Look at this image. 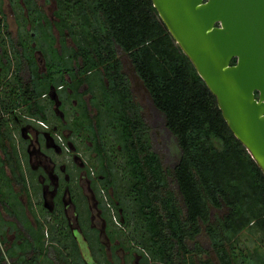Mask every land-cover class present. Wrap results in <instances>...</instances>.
Returning a JSON list of instances; mask_svg holds the SVG:
<instances>
[{
  "label": "trees",
  "instance_id": "trees-1",
  "mask_svg": "<svg viewBox=\"0 0 264 264\" xmlns=\"http://www.w3.org/2000/svg\"><path fill=\"white\" fill-rule=\"evenodd\" d=\"M51 1L52 24L37 0H22L15 39L0 13V68L11 74L9 82L0 81V179L6 178L4 165L14 181L20 171L18 155L3 140V115L24 106L21 114L45 120L37 96L54 80L44 78L36 87L39 52L49 75L65 64L63 72L76 79L71 88L87 84L92 90L94 83L80 77L89 72L106 81L97 135L103 131L112 140L97 138L94 148L104 184L121 204L127 236L147 262L264 264V177L151 1ZM37 31L44 46H37ZM127 67L147 93L146 104L135 100Z\"/></svg>",
  "mask_w": 264,
  "mask_h": 264
},
{
  "label": "flooded vegetation",
  "instance_id": "flooded-vegetation-1",
  "mask_svg": "<svg viewBox=\"0 0 264 264\" xmlns=\"http://www.w3.org/2000/svg\"><path fill=\"white\" fill-rule=\"evenodd\" d=\"M40 57L44 70H39L38 65L36 87L37 82L44 78L51 82V76L54 80L43 96H37L38 103L44 107L45 120L22 116L20 109L24 106L3 115L7 120L3 140L9 152L18 155L16 165L19 164L20 171H16L14 181L4 165L2 171L6 180L0 179V189L5 195L8 184V193L12 194L11 190L18 189L17 202L23 204L27 198L32 211L36 215L42 214L39 219L44 226L47 246L62 248L63 239L60 236L68 234L83 263L84 252L88 253L93 264H98L96 252H103L106 264H112L115 260L120 264H138V247L127 236L121 204L114 198L112 189L106 188L104 184L106 176L103 174V163L94 148L95 140L102 138L105 143L104 138L108 134L101 131V135H97L99 120H96L98 113L104 112L100 85L106 87V81L101 80L97 72H89L80 77L96 84L92 90L87 84L79 85L78 88L76 84L75 88H71L70 84L75 83L76 79L72 81L70 75L63 72L65 64L59 65L61 68L49 75L41 54ZM64 60L71 67L74 65L70 55L64 56ZM61 62L64 63L57 60V63ZM10 79L9 73L4 75L3 82H9ZM16 134L18 145L14 142ZM107 139L112 140L109 134ZM9 202L6 198L5 203ZM49 227L53 228L52 235ZM52 239L58 243L51 242Z\"/></svg>",
  "mask_w": 264,
  "mask_h": 264
},
{
  "label": "water",
  "instance_id": "water-1",
  "mask_svg": "<svg viewBox=\"0 0 264 264\" xmlns=\"http://www.w3.org/2000/svg\"><path fill=\"white\" fill-rule=\"evenodd\" d=\"M150 1L264 177V0Z\"/></svg>",
  "mask_w": 264,
  "mask_h": 264
},
{
  "label": "crops",
  "instance_id": "crops-1",
  "mask_svg": "<svg viewBox=\"0 0 264 264\" xmlns=\"http://www.w3.org/2000/svg\"><path fill=\"white\" fill-rule=\"evenodd\" d=\"M0 1L1 8L3 1ZM6 1L7 6L9 7L11 12L10 15L13 17V20L15 22L14 14L15 11H18L19 7L22 6L21 1H19L18 4H11L9 0ZM4 17L6 22V16ZM3 78L4 74L0 68L1 82H3ZM43 95L44 94H42L41 96ZM21 115L24 116L23 114ZM24 117L29 118L30 116ZM11 191L13 194V199L9 203L2 202L0 204V264H60L59 261H62L63 264H93L90 262V256L87 252H84L83 255L84 263L80 261L81 259L78 256V251L76 247L72 245V242L69 240L70 238L68 237V234H63L60 236L63 239L62 248L60 246L55 245L47 246L44 241V226L42 225L39 219V216L41 217L42 214L38 213L36 215L32 211L27 198L25 199L23 204L22 202H17L16 195L20 193L18 189H16L15 191ZM9 209L12 210L10 211ZM49 229V233L50 235H52L53 228L49 227ZM52 241L53 243L54 241L55 243H58L56 239H52L51 242ZM96 254L98 258V264H106L104 253L96 252ZM118 254H120V252H118ZM138 255L140 257V260L137 262L138 264H150L149 262H147L145 256L139 251V249ZM112 264L120 263L115 260Z\"/></svg>",
  "mask_w": 264,
  "mask_h": 264
},
{
  "label": "rangeland",
  "instance_id": "rangeland-1",
  "mask_svg": "<svg viewBox=\"0 0 264 264\" xmlns=\"http://www.w3.org/2000/svg\"><path fill=\"white\" fill-rule=\"evenodd\" d=\"M2 5L0 8V13H3L4 16H6V23L8 26V32L11 34V37L13 39L16 38V33H17V26L15 25V22L13 20V17L10 15V9L7 6V1L6 0H2ZM20 1V0H19ZM37 5L39 6L41 12L45 15V17L47 18V20L52 24L54 23L55 19L52 16L53 11L55 10V5L54 3L50 0H37ZM2 15V14H1ZM0 15V17H1ZM52 34L54 37H56V39H58V35L57 32L55 30H52ZM37 46H41L45 44V39L42 37V35L40 34L39 31H37ZM66 44L68 46H72L71 42L69 39L66 40ZM54 47L56 49L59 48V45L56 44L54 45ZM36 60L37 63L39 65V70L43 71V65H42V59L40 57L39 53H36ZM127 70L129 72V77H130V81H131V88L133 91V96L135 97L136 101H142L143 104H146L147 102V93L144 91L142 84L139 82V80L135 77V75L131 72V70H129V68L127 67ZM94 86H96V84L94 83ZM93 86V88H94ZM17 139L14 140L15 144L18 145L19 144V139L18 136L16 134ZM10 175V174H9ZM7 183V181H6ZM9 190V184L7 186V197L5 195V193L0 189V203L5 202L6 198H7V202L11 201L10 197H12L13 195L11 193H8ZM113 192V191H111ZM202 258H205L204 256H202ZM209 258L212 259L215 262V257L214 255L211 253L209 254Z\"/></svg>",
  "mask_w": 264,
  "mask_h": 264
},
{
  "label": "built area",
  "instance_id": "built-area-1",
  "mask_svg": "<svg viewBox=\"0 0 264 264\" xmlns=\"http://www.w3.org/2000/svg\"><path fill=\"white\" fill-rule=\"evenodd\" d=\"M61 147H62L64 150H66V147H65L63 144H61Z\"/></svg>",
  "mask_w": 264,
  "mask_h": 264
}]
</instances>
